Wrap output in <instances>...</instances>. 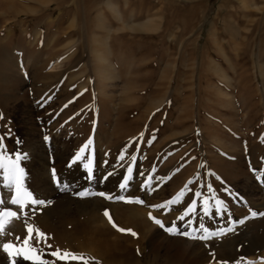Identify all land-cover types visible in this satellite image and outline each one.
<instances>
[{"label":"rangeland","instance_id":"374dc122","mask_svg":"<svg viewBox=\"0 0 264 264\" xmlns=\"http://www.w3.org/2000/svg\"><path fill=\"white\" fill-rule=\"evenodd\" d=\"M14 5L16 12L0 9V212L27 215L11 220L16 228L5 218V232L20 238L0 234V264H264V0ZM121 114L139 125L129 136L138 142L132 154L180 159L173 171L187 165V174L171 186L160 166L158 180L142 183L138 175L133 191L118 187L114 197L92 186L88 193L63 191L72 181L60 168L70 167L71 177L93 173L101 159L89 164L90 140L98 146ZM66 154L79 156L77 168L61 161ZM215 156L222 161H212ZM109 158L110 170L127 169L120 170L126 166L121 156ZM43 160H49L51 191ZM141 167L136 172H148ZM122 178L126 183L130 176ZM130 193L164 227L150 215L130 218L122 206H109L125 203ZM28 194L45 203L22 209L12 202ZM214 195L206 208L202 200ZM173 199L178 202L166 203ZM144 220L153 222L149 227ZM181 221L182 232L166 228ZM213 229L223 233L213 235ZM6 243L12 247L5 250ZM65 253L77 258H60Z\"/></svg>","mask_w":264,"mask_h":264},{"label":"bare ground","instance_id":"6f19581e","mask_svg":"<svg viewBox=\"0 0 264 264\" xmlns=\"http://www.w3.org/2000/svg\"><path fill=\"white\" fill-rule=\"evenodd\" d=\"M14 3H15V0H9V2H8V0H0V9L2 11L4 10L5 12H8V14L12 10H13L12 12H16V9H14L15 8L14 7L15 6ZM108 7L111 8V2L108 3ZM108 7H107V9H109ZM11 27H12V25L7 30L8 33L11 31V29H10ZM2 38H4V36ZM97 58H99L98 60L101 61L102 63L103 62H105V63L107 62L106 57H103V55H100L99 54L97 56ZM110 65L111 64H109L108 66H106L107 68L105 67L106 68L105 70L107 71L106 74L107 73L108 74L110 73V69H109L111 67ZM102 69H101V71L104 70V69L103 70ZM97 70L99 71V69H97ZM103 73H99V74L100 75L102 74L101 76H104ZM106 74H105V76H106ZM108 78L110 79L109 76H108ZM123 108L124 109H127L125 106H123ZM114 126L115 127L108 134L105 133V138L98 137V140H97L98 141L97 142L98 143V146L96 145V143L93 142L94 140H90V148H91V152L90 153L92 154V157H91V160H90L91 163H89V164H92V163L95 164V162L97 163V161H98V155H100L99 158L101 159L99 161V164H96V168L93 169V173L91 171V174H89V175L87 174L85 176V175H82V172H79L77 175H73V177H71L69 175V172H67V171H70V169H69L70 167H67L64 170V172H63L62 168H60V171L62 173H60L59 175L62 176L63 178H64V176L65 177L67 176L72 181V182H70V180H69L67 186H66V184H65V186L63 184V187H64L63 188V191H67L69 194L70 193L74 194V191H77L79 193L80 191L81 192H85L84 190H86V193H88V191L91 188L89 186H92V188L94 190L96 189V187H99L102 190L104 189L103 192H105V193L111 192V193H109V196L114 197V196H116L118 194H116V192L112 193V191L115 190L116 188L118 190V187L122 188V185H121L122 182L125 185L123 187V190H125V191L126 190H132L133 191L137 187V183H135L134 181L138 178V175H140L139 177H140V181H142V183L145 182V181H149V183H150L151 181L154 182V181L158 180V178L157 179L156 178L154 179L153 177L156 175L155 172H154L155 168H157V167L160 168V166H162L161 169H162V173L164 174V176H163L164 178H166V176L167 177L171 176V179L168 182V184L170 183L171 186H173V180H174L175 177H177V176L178 177H181L182 175H186L187 174L188 169H189V167H187V165H184L183 167L179 166V167L175 168L174 171H173V168L175 167L174 166L175 162L179 161L180 159L178 160V159L174 158V160H172L171 157L170 158H167V157L166 158H162L164 155L162 157L161 156L160 157H155V158L151 157V159H153V162L154 163L151 165V161H150V165L151 166L148 167L145 163L148 162L147 160L150 159V157L140 158L137 155V152L136 151H134L133 154L131 153L133 151V149L131 150V148L135 144H138V142L136 143L135 138L129 137V136H131V134H133L135 131H137L139 129V125H131L130 124V120L128 119V117L126 118V116L124 114H121V116L119 117V120H118V124L117 125H114ZM106 135H108V136H106ZM136 136H138V135H136ZM100 140H102V142H103L102 145H101V143H99V142H101ZM125 140H126L125 145H122V142L125 141ZM127 141H130V143H127ZM137 141H139V139ZM140 142H141V139H140ZM145 146H147V145H145ZM144 149H147V148H144ZM230 149H231V147H230ZM232 149H234V148H232ZM153 150H152V152H153ZM146 152H147V150H146ZM237 152H239V151H237ZM128 153H131V157H129V158L127 157L126 160H123L124 159V155H126ZM144 154H143V156H144ZM148 154H150V153H148ZM158 154H159V152H158ZM158 154H157V156H158ZM234 154L235 155L237 154V156L239 155V157H241L240 153H234ZM109 155H112V156H115V155L121 156V161H123L126 166H123L120 170L125 169V168H127V169L125 171H122V173H119V172L110 170L111 158H109ZM154 155L155 154H153V156ZM77 157H79V156L76 155L73 158L72 157L70 158L69 154H66V156H63L61 158V161L64 162V160L66 159L65 163H68V162L69 163H73L72 165H74V168H77L79 166V163L81 162L80 158L77 159ZM166 159H168V160H166ZM222 159L223 158L221 156H215L212 161H214V162L215 161H222ZM103 161L105 163L104 166H103ZM179 162L182 163L181 161H179ZM141 163L143 165L145 164L144 167L139 166V164H141ZM40 165L42 166V170L45 172L44 175H45L46 179L48 180V182L51 181V182L48 183V186H47L48 189H50V191H51V189L54 188V186H53L54 185V182H53L54 180L52 181V179H51L52 176L50 174V164H49V160L48 161L47 160H45V161L43 160L42 162H40ZM166 166L169 167V168H164ZM129 167L132 168V171L131 172L128 171V168ZM139 167L144 168V169L148 167L149 170L147 169L148 170V172H147L146 169H145V172L143 171L142 173H139V171L136 172V170L139 169ZM219 167H220V165H219ZM210 171H212V170H210ZM72 173H74V172H72ZM124 173H126V174H124ZM223 174H225V173H223ZM160 175H162V174L160 173ZM216 175H219V174H216ZM91 176H92V178H91V181H90V177ZM124 176L125 177L126 176H130V178H128V180H126L127 181L126 183H124L125 178L124 179L122 178ZM219 176H220L219 178H221V175H219ZM187 179H188L187 177L184 178V182H186ZM209 179H211L210 175H209ZM210 181H212V180H210ZM158 188H159L158 191L163 192V185H162V187H160V185H159ZM216 189H217V193H215V194H220L222 192V190H220L217 187L215 189H213L212 191H215ZM123 190L121 189V191H123ZM131 193L126 196L127 198L125 199L126 200L125 203H123V204L120 203V204L113 205L112 202H108L109 206L110 207H114V208H117V206L119 208V205L122 206V208H123L122 210L128 211L130 218H134V217H138V216L143 217L145 215H149L147 212H144V211H141L140 210L139 203H136V198H135L134 195H131ZM206 194H207V192H206ZM214 198H215V195L213 197H210V198L207 197L206 199L204 198L202 200L203 204L204 205H207V206H205L206 208L209 207V206H211L210 205L211 204V201H213ZM219 200H217L216 204L219 203ZM95 204L97 206H99V207L103 205L101 201H96ZM83 206H84V204H80L79 205V207H83ZM217 206H219V205H217ZM144 221H145V223H147V225L149 227L151 226L150 223L153 222V221H150V223H149L148 220H144ZM13 226L16 228V226L14 224H11L10 223V228H12ZM166 228L168 230L175 229L176 231H179V232H182V231H184L186 229V227L184 226L183 221H181L180 224L176 225V227L175 226L174 227L166 226ZM13 231L14 230H12V229L6 230V232H5L4 236H3V239L4 240H8L9 238H12V237L14 239L16 237V235L15 234H12V233H14ZM218 232L219 233H223L222 229H217V230L216 229L215 230L213 229L212 231L210 230V233H212V234L215 233V235H217ZM102 233L107 234V232H105V231L102 232ZM17 237L20 238V236H17ZM74 264H76V263H74ZM77 264H79V263H77Z\"/></svg>","mask_w":264,"mask_h":264},{"label":"snow or ice","instance_id":"6c2138e0","mask_svg":"<svg viewBox=\"0 0 264 264\" xmlns=\"http://www.w3.org/2000/svg\"><path fill=\"white\" fill-rule=\"evenodd\" d=\"M77 159H79V157H77ZM0 167H2V152H0ZM128 171L131 172V171H132V168L129 167V168H128ZM189 183H192V181H189ZM16 186H17V192H19V181H18V180H16ZM124 186H125V185L122 184V188H123ZM189 190H191V189H189ZM183 194H184V190H181V193L178 194V197H182ZM101 195H103V194H101ZM201 195H202V193H200V192H195V193H194V196H196V197H200ZM28 196H29V199H28V200H25V199H23V198H20L19 196L14 197V199H13L12 202H13V203H16V204H19V205L21 206L22 209H23L24 207H27L29 204L43 205V204L45 203L44 201H40V200L32 199V198H31V194H28ZM121 199H123V198L121 197ZM177 202H178L177 199H173L172 201H170V202H166V203H173V204H174V203H177ZM193 203H195V201H194ZM163 206H164V205H160V206L153 205L152 207L155 208V207H163ZM191 208H192V206H190V210H191ZM190 210H189V211H186L185 215H190ZM217 210L219 211V209H217ZM105 214L108 215L107 211H106ZM20 215H25V216H26L27 214L21 212V213L18 215V213L15 212V211H4V212H0V234L5 233V223H6L5 218H7V222L10 223L12 219H14V218H16V219L20 218ZM149 215H150V218L153 219L155 223L160 224L161 227H164L163 223H162L159 219H157V218H155V217H152V216H151V213H150ZM252 215H256V213L253 212ZM183 218H184V217L182 216V217H180L179 219H183ZM114 226H115V225H114ZM25 227H26V231H27L28 234H29V238H33V237H32V233H33L34 230H33L32 226H31V225H28V224L26 223ZM173 227H174V225H173ZM201 228H203V226H201ZM119 230H120V231H128V232H132L131 229H119ZM229 230H231V229H229ZM35 231H36L37 237L43 235L42 233L39 232L38 229L35 230ZM205 231H206V230H205ZM132 234H133V235H136V233H134V232H132ZM213 235H215V233H213ZM199 238L207 239L208 237L205 235V236H202V237H199ZM24 242H25V244H27V243H28V239H25ZM36 242L39 243V240L37 239ZM3 247L5 248V250H7L8 248L12 247V245L6 243V244H4ZM53 255H59V253H58V252H54ZM69 256H71V258H73V259H76V258H77V257H75V256H72V254H69V253H65V254H64L62 257H60V258H68ZM80 258L82 259V257H80Z\"/></svg>","mask_w":264,"mask_h":264}]
</instances>
